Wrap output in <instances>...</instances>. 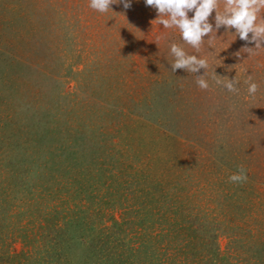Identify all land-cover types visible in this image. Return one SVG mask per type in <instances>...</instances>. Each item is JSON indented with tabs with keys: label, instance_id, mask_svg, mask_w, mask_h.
<instances>
[{
	"label": "rangeland",
	"instance_id": "1",
	"mask_svg": "<svg viewBox=\"0 0 264 264\" xmlns=\"http://www.w3.org/2000/svg\"><path fill=\"white\" fill-rule=\"evenodd\" d=\"M88 3L0 0V264H117L120 239L139 264H200L196 226L203 264H264V49L221 27L197 52L144 0ZM172 43L209 89L171 72Z\"/></svg>",
	"mask_w": 264,
	"mask_h": 264
},
{
	"label": "clouds",
	"instance_id": "2",
	"mask_svg": "<svg viewBox=\"0 0 264 264\" xmlns=\"http://www.w3.org/2000/svg\"><path fill=\"white\" fill-rule=\"evenodd\" d=\"M113 4H123L125 9H129L131 0H89L88 6L99 13H106ZM144 4L156 11V23L165 29H177L181 40L197 52L201 50L204 37L213 38L212 34L221 27L225 32L234 29V32H231L234 40L238 37L245 42L240 52L244 50L250 55H255L256 50L264 49V0H144ZM213 12L214 24L209 22ZM189 13H192L191 17ZM248 44H254V47H248ZM240 52L235 55L239 56ZM170 55L174 57L170 64L172 73L179 69L197 74L203 69V75H195L196 84L201 90L209 89V82L205 78L209 68L207 59L190 55L175 43L170 45ZM212 78L216 85L228 92H239L236 87L239 81L235 77H221L213 71ZM244 83L248 85V95L255 96L259 85L253 81L251 75L246 77ZM228 180L234 184L246 183L248 177L245 168L239 166L238 171L231 174Z\"/></svg>",
	"mask_w": 264,
	"mask_h": 264
},
{
	"label": "trees",
	"instance_id": "3",
	"mask_svg": "<svg viewBox=\"0 0 264 264\" xmlns=\"http://www.w3.org/2000/svg\"><path fill=\"white\" fill-rule=\"evenodd\" d=\"M164 214V213H163ZM190 218V217H189ZM173 219H169V221H170V224L173 222L172 221ZM168 221V222H169ZM190 221H191V218H190ZM168 227H169V225H168ZM167 232V229L166 230H164L163 231V234H165ZM200 227H198V226H196V236H197V239H196V246L194 245V249H195V251H197L199 248H202V249H204V251H205V253H206V255H204V256H206V257H202L201 259V262H200V264L202 263H205V262H207L208 263V261H206L207 259H208V251H210L211 250V247H212V245H213V243H212V238L210 237V236H208V237H204V236H201L200 235ZM211 239V240H210ZM125 240V239H124ZM198 244H199V247H198ZM98 245L100 246V249H101V251L99 252V255H98V262H103L104 261V257H106L107 256V253H108V251H107V246H106V243L105 242H103V241H100L99 243H98ZM165 246H167V243H165ZM111 248V247H110ZM117 248H119V250H121V251H119L120 253H116V251L115 250H113L112 251V254H114L113 256H112V258H115L114 259V261L116 260V259H118L119 260V257L120 256H124L125 255V258L124 259H122L121 261H119V262H117V264H120V263H122V264H139V257H138V247H136V246H134L133 244H130V243H127V241H125L124 243H122V239H120L118 242L116 241V247L114 248V249H117ZM183 249V247H178V250L179 249ZM92 250H94V248L92 249ZM99 250V249H98ZM125 250H127V252L126 253H123ZM158 250H163V248L162 247H159V249ZM165 250V249H164ZM93 253V252H92ZM128 253V256H126V254ZM94 254V256H95V254L96 253H93ZM119 254H121V255H119ZM178 253H174L173 252V254H169V255H172V256H170L169 258H168V261H166L165 263L166 264H182L183 263V261H182V259H181V256L179 257V255L177 256V260H174V257H173V255L174 256H176ZM129 257H131V259H130V261L128 260L129 259ZM106 260V259H105ZM107 261V260H106ZM198 261H200V260H198ZM105 262V261H104ZM149 264V263H148ZM159 264V263H158ZM238 264V263H237Z\"/></svg>",
	"mask_w": 264,
	"mask_h": 264
}]
</instances>
